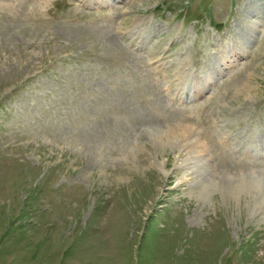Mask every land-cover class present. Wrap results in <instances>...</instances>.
Here are the masks:
<instances>
[{
    "label": "rangeland",
    "instance_id": "374dc122",
    "mask_svg": "<svg viewBox=\"0 0 264 264\" xmlns=\"http://www.w3.org/2000/svg\"><path fill=\"white\" fill-rule=\"evenodd\" d=\"M252 167L264 0H0V264H264Z\"/></svg>",
    "mask_w": 264,
    "mask_h": 264
},
{
    "label": "bare ground",
    "instance_id": "6f19581e",
    "mask_svg": "<svg viewBox=\"0 0 264 264\" xmlns=\"http://www.w3.org/2000/svg\"><path fill=\"white\" fill-rule=\"evenodd\" d=\"M189 131H191V130L189 129ZM166 137L169 139L170 142L169 141L168 142L170 144H172V140L175 137L176 142H177V140H179L181 138V141H180V143L182 142L181 146H187V145H190L191 143H192L191 145L193 147L196 145V144L193 145L194 144L193 140L189 139V136L187 134H181V133H179L178 131H176L174 129L167 130L166 131ZM199 143H197V144H199ZM196 147H197V145H196ZM201 151L202 150H200V151L197 150V152H201ZM208 166H209V168H212V169L214 168V166L212 164H208ZM213 172H216V171L213 170ZM226 176H227L228 181L231 183V187L227 188V189H229L230 192L231 191L238 192V190H243V191L245 190V191H248V192L252 191V189H253L252 183L248 182L245 178H243V177H241V176H239L237 174H234V173L233 174L227 173Z\"/></svg>",
    "mask_w": 264,
    "mask_h": 264
},
{
    "label": "clouds",
    "instance_id": "9594fccd",
    "mask_svg": "<svg viewBox=\"0 0 264 264\" xmlns=\"http://www.w3.org/2000/svg\"><path fill=\"white\" fill-rule=\"evenodd\" d=\"M250 171L253 192L256 194L264 193V175H261V170L258 167H252Z\"/></svg>",
    "mask_w": 264,
    "mask_h": 264
}]
</instances>
